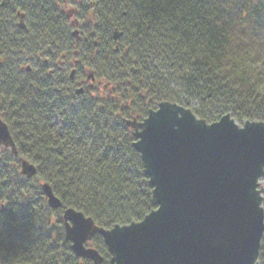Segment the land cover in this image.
Wrapping results in <instances>:
<instances>
[{"label":"trees","instance_id":"16d2710c","mask_svg":"<svg viewBox=\"0 0 264 264\" xmlns=\"http://www.w3.org/2000/svg\"><path fill=\"white\" fill-rule=\"evenodd\" d=\"M66 5L75 8L72 18ZM18 12L26 32L15 23ZM113 30L122 34L117 41ZM73 67L95 75L82 95L70 87ZM262 77L264 0H7L0 119L17 156L0 145V264H93L65 240V208L105 229L154 208L124 120L168 101L207 123L224 114L239 124L264 122V91L255 87ZM21 159L35 166L33 178L19 174ZM43 182L61 208L47 206ZM261 205L264 212V194ZM89 246L109 264L99 235Z\"/></svg>","mask_w":264,"mask_h":264},{"label":"water","instance_id":"95a60500","mask_svg":"<svg viewBox=\"0 0 264 264\" xmlns=\"http://www.w3.org/2000/svg\"><path fill=\"white\" fill-rule=\"evenodd\" d=\"M18 27L26 31L23 14ZM121 35L113 30L111 38L117 41ZM72 36L78 38L77 30ZM86 78L93 80V72ZM124 124L132 129V146L152 188L154 208L137 222L108 229L65 208L64 238L74 255L101 264V255L89 246L99 235L109 264H258L264 233V188L259 186L264 178V122L238 125L224 114L207 123L189 108L163 101L142 120L125 119ZM0 145L17 156L1 119ZM19 174L33 178L36 168L21 159ZM40 190L50 209L61 208L48 183H41Z\"/></svg>","mask_w":264,"mask_h":264},{"label":"flooded vegetation","instance_id":"af4514ba","mask_svg":"<svg viewBox=\"0 0 264 264\" xmlns=\"http://www.w3.org/2000/svg\"><path fill=\"white\" fill-rule=\"evenodd\" d=\"M0 2H1V0H0ZM6 2H7V0H5V3ZM5 3H4V5H5ZM4 5H2V6L0 5V7H3ZM71 12H72L71 14H73V11H71ZM19 14H22V13L18 12L16 14L17 20L15 23H16L17 27H18V22H19ZM68 16H69V18H71L69 13H68ZM23 22H24V15H23ZM20 30H22V29H20ZM22 31H24V30H22ZM24 32H26V31H24ZM94 42H96L97 44L94 45ZM92 43H93L94 47L98 46V42L96 40L93 41ZM116 47L117 46H115L114 50L117 49ZM74 68H75V72H74L73 77L70 78L68 75L69 81L71 83L70 87H71V89H73V92L75 95H82L85 90L90 89L93 86V84L96 83L95 75L93 73V80L87 79L86 75H87L88 71H91L88 67H83L81 69L76 68V67H74ZM101 87L103 88V85H101Z\"/></svg>","mask_w":264,"mask_h":264},{"label":"rangeland","instance_id":"374dc122","mask_svg":"<svg viewBox=\"0 0 264 264\" xmlns=\"http://www.w3.org/2000/svg\"><path fill=\"white\" fill-rule=\"evenodd\" d=\"M74 9L75 8L73 6L66 5V6H64V9L63 10H64V12L69 13L70 14V17L72 18V14H71L72 12L71 11H73V13H74V11H75ZM28 65H31V63H28ZM237 124L238 125H242V124H239V123H237ZM259 186L264 188V178L259 179Z\"/></svg>","mask_w":264,"mask_h":264},{"label":"clouds","instance_id":"9594fccd","mask_svg":"<svg viewBox=\"0 0 264 264\" xmlns=\"http://www.w3.org/2000/svg\"><path fill=\"white\" fill-rule=\"evenodd\" d=\"M255 87L257 91H264V77L260 79V81L256 84ZM17 264H19V261H17Z\"/></svg>","mask_w":264,"mask_h":264}]
</instances>
